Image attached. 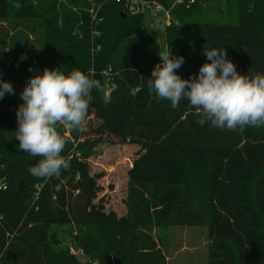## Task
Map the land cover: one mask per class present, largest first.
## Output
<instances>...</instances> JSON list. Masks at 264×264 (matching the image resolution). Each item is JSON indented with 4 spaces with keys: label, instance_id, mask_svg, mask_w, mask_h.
Segmentation results:
<instances>
[{
    "label": "trees",
    "instance_id": "trees-1",
    "mask_svg": "<svg viewBox=\"0 0 264 264\" xmlns=\"http://www.w3.org/2000/svg\"><path fill=\"white\" fill-rule=\"evenodd\" d=\"M91 1L103 19L96 26L89 0H0V25L8 29L0 35V80L11 82L15 93L0 99L6 186L0 189V264H168L166 246L152 231L170 227L206 229L208 264H264V127L200 126L187 100L172 109L147 90L161 63L158 52L168 48L184 57L175 70L181 79L210 63L206 44L225 49L238 74L264 75V0H225L221 22L195 17L206 10L200 2L220 6L222 0H197L188 8L156 0L170 16L163 49L142 14L123 19L121 5ZM29 39L39 47L41 74L80 70L103 86L92 91L87 115L98 125L88 123L84 133L57 125L66 141L61 156L69 158L59 180L33 177L27 169L41 157L20 152L15 137L19 84L27 79L21 67H29L21 44ZM108 82L114 89L105 97ZM104 138L139 147L127 171L122 217L107 212L99 198L104 175L90 173L89 159ZM67 241L82 250L85 263L63 246Z\"/></svg>",
    "mask_w": 264,
    "mask_h": 264
},
{
    "label": "clouds",
    "instance_id": "clouds-1",
    "mask_svg": "<svg viewBox=\"0 0 264 264\" xmlns=\"http://www.w3.org/2000/svg\"><path fill=\"white\" fill-rule=\"evenodd\" d=\"M180 26L177 24L178 28ZM203 54L210 63L203 64L198 74L181 79L175 70L185 63L184 57L173 56L170 48L158 52L161 63L154 67L147 80L148 94L167 99L172 109H176L181 100H187L196 109L200 126L210 123L215 128L230 131L264 127V75L255 74L250 78L238 74L225 49L206 44ZM21 59H27L26 55ZM94 89L103 92L101 82L80 70L65 75L59 69L45 68L42 74L28 80L20 93L23 103L16 111L15 137L20 152L41 157L27 169L33 177L61 179V170L67 167L61 156L66 141L58 134L57 125L67 131L86 132L85 122ZM6 94H15L13 86L11 82L0 80V99Z\"/></svg>",
    "mask_w": 264,
    "mask_h": 264
},
{
    "label": "rangeland",
    "instance_id": "rangeland-1",
    "mask_svg": "<svg viewBox=\"0 0 264 264\" xmlns=\"http://www.w3.org/2000/svg\"><path fill=\"white\" fill-rule=\"evenodd\" d=\"M89 3L91 6L88 13L93 26H96L103 21L102 18H98L100 6L96 5L91 0H89ZM205 3L206 2H200L199 7L203 6L204 9L206 7V10L202 11L201 14L195 17L196 21L221 22L226 19L227 13L225 0H222V4H220V6L213 2L208 5ZM138 14H142L144 16L145 28L158 42L160 48L163 49L166 35L163 31L168 24L170 16H168L167 19V16L163 11L152 8ZM6 30L8 31L4 25H0V35L6 34ZM22 42H20L22 43L21 45L25 44L28 48V51L23 50L22 52H24L28 58L27 61L29 67H21V71L27 79L19 84V91L16 99L17 106H20L23 103L20 99V93L26 86L28 80L40 73L42 62L39 49H37L39 47L34 44L33 39H29L28 42L22 40ZM29 47H31V49H29ZM29 68H31L32 71H29ZM105 89V97H107L114 87L108 82ZM85 123L86 125L90 123L93 127L98 125L97 122L91 118H87ZM66 136H68V134H66ZM138 151L139 147L137 146L119 144L116 141L109 143L108 139L104 138L103 143L98 144L94 148V155L89 159L91 175L101 173L104 175L103 178L98 181V184L102 188L99 198H104L106 211H114L118 217L126 215L125 200L127 196L128 184L127 171ZM68 159H65L66 163ZM1 183H4L2 178L0 179V184ZM152 234L156 238H160L165 244L168 264H208L209 241L206 229L170 227L164 229H154ZM63 246L68 248L71 246V249H73L74 252L78 250L74 248L72 244H69L68 241L64 242ZM69 252L72 254L70 249ZM72 255L76 257L77 261L82 263H85L87 260L83 257V255Z\"/></svg>",
    "mask_w": 264,
    "mask_h": 264
},
{
    "label": "built area",
    "instance_id": "built-area-1",
    "mask_svg": "<svg viewBox=\"0 0 264 264\" xmlns=\"http://www.w3.org/2000/svg\"><path fill=\"white\" fill-rule=\"evenodd\" d=\"M105 1L121 5L124 10L123 13H125L126 15L128 14L136 15L138 13H141L145 10H149L152 8V9L163 11L164 14L167 16V19L169 16V12L164 10L155 0H149V1H145V0H105ZM196 1L197 0H176L173 6L177 4L186 3V7L188 8L189 6L195 4ZM167 25H169V21ZM0 189L1 190L6 189V186L4 185V183L0 184ZM37 199H38V193H36L34 196L33 204L35 203ZM71 248L72 247L70 246L69 249L72 254H79V255L82 254V250H77L74 252L73 249Z\"/></svg>",
    "mask_w": 264,
    "mask_h": 264
},
{
    "label": "water",
    "instance_id": "water-1",
    "mask_svg": "<svg viewBox=\"0 0 264 264\" xmlns=\"http://www.w3.org/2000/svg\"><path fill=\"white\" fill-rule=\"evenodd\" d=\"M120 16H121L123 19H125V18L127 17V15H126L125 13H123V12L120 14ZM21 186H22V184L20 183L19 191L22 193V192L24 191V189L21 188Z\"/></svg>",
    "mask_w": 264,
    "mask_h": 264
}]
</instances>
